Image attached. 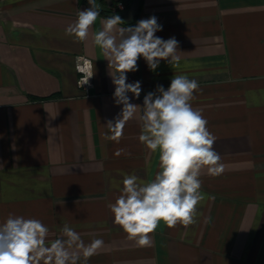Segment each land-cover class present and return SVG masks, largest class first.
Masks as SVG:
<instances>
[{"label": "crops", "instance_id": "0c3cea01", "mask_svg": "<svg viewBox=\"0 0 264 264\" xmlns=\"http://www.w3.org/2000/svg\"><path fill=\"white\" fill-rule=\"evenodd\" d=\"M107 1L96 0L89 38L75 42L65 29L88 0H0V223L9 214L38 219L49 239L68 223L86 243L105 242L88 264H264V0H142L122 25L155 16V35L178 41L174 67L162 60L152 71L141 57L127 73L142 89L138 99L128 93L131 102L142 106L175 74L195 79L192 105L224 165L219 176L200 177L196 223L161 222L146 246L127 238L109 208L119 195L110 182L123 173L150 179L158 154L139 141L142 109L123 129L106 125L122 108L92 40L110 17ZM78 55L94 62L90 95L77 84Z\"/></svg>", "mask_w": 264, "mask_h": 264}, {"label": "clouds", "instance_id": "9594fccd", "mask_svg": "<svg viewBox=\"0 0 264 264\" xmlns=\"http://www.w3.org/2000/svg\"><path fill=\"white\" fill-rule=\"evenodd\" d=\"M80 10L77 19L65 29L75 42L89 38L90 29L100 16L96 0ZM101 28L93 36L108 61L109 75L115 86L113 99L122 105L115 123L108 121L110 129H123L133 119L138 108L141 132L139 141L158 154V166L150 179L123 173L121 181L112 180L111 187L119 191L109 208L114 223L139 246L150 244V235L161 222L168 228L184 227L196 223L198 207L204 201L201 175L219 176L224 171L221 156L214 149L216 137L208 128L202 112L193 107L194 93L199 90L195 79L175 74L170 86L158 85L154 92L144 96L143 106L131 102L141 95L139 81L128 83L127 73L138 70L142 57L150 70L160 62L173 67L178 63V41L156 36L162 30L155 16L138 21L134 26H122L119 15L102 20ZM87 67H83L80 63ZM77 70L83 67V87L94 76L90 60L77 58ZM120 153L118 152L117 155ZM50 229L40 220L9 214L0 223V264H88V260L104 247L99 238L85 242L81 234L68 223L59 230V236L49 239Z\"/></svg>", "mask_w": 264, "mask_h": 264}, {"label": "built area", "instance_id": "2783aa9c", "mask_svg": "<svg viewBox=\"0 0 264 264\" xmlns=\"http://www.w3.org/2000/svg\"><path fill=\"white\" fill-rule=\"evenodd\" d=\"M109 3V6L111 7V10L113 13L117 14L119 11L121 10H124V9H127L129 6L125 3V1H121V0H118L117 3L114 2V0H108L107 1ZM78 57H83L84 60H90L92 61L93 65H94V62L93 60L86 56V55H78L76 57V64H77V58ZM82 64L83 67H87L86 65L83 64V61L80 62ZM76 66V65H75ZM83 67L81 68L80 71L77 70V67H76V70L78 72V79H77V84H78V87L83 91V93L85 95H90L91 94V91L95 88L96 86V83H95V77L93 76L89 83L88 84H85L83 87L80 86V82H82V80L84 79V76H83ZM141 105L143 106V101L141 102Z\"/></svg>", "mask_w": 264, "mask_h": 264}, {"label": "water", "instance_id": "95a60500", "mask_svg": "<svg viewBox=\"0 0 264 264\" xmlns=\"http://www.w3.org/2000/svg\"><path fill=\"white\" fill-rule=\"evenodd\" d=\"M142 0H131V3L127 9L121 10L117 13L124 23L130 24L134 22L140 7H141Z\"/></svg>", "mask_w": 264, "mask_h": 264}, {"label": "trees", "instance_id": "16d2710c", "mask_svg": "<svg viewBox=\"0 0 264 264\" xmlns=\"http://www.w3.org/2000/svg\"><path fill=\"white\" fill-rule=\"evenodd\" d=\"M125 3L129 6L130 5V3H131V0H125ZM102 12L103 13H105V14H107V15H109V16H112L113 14H115V13H113L112 11H111V13H110V11H108V10H102ZM117 15V14H116Z\"/></svg>", "mask_w": 264, "mask_h": 264}, {"label": "rangeland", "instance_id": "374dc122", "mask_svg": "<svg viewBox=\"0 0 264 264\" xmlns=\"http://www.w3.org/2000/svg\"><path fill=\"white\" fill-rule=\"evenodd\" d=\"M109 8H111V7H109Z\"/></svg>", "mask_w": 264, "mask_h": 264}]
</instances>
